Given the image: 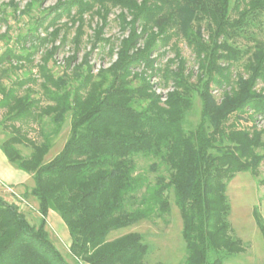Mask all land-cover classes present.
I'll use <instances>...</instances> for the list:
<instances>
[{
    "label": "trees",
    "instance_id": "obj_1",
    "mask_svg": "<svg viewBox=\"0 0 264 264\" xmlns=\"http://www.w3.org/2000/svg\"><path fill=\"white\" fill-rule=\"evenodd\" d=\"M113 8L120 10L117 19L128 35L120 40L116 60L94 74L89 61L95 50L111 45L104 35ZM45 11L37 26L53 31L26 39L52 44L39 67L48 104L41 107L42 100L30 93L18 95L17 88L35 79L19 80L11 87L0 82V110H6L13 131L0 149L12 165L32 176L34 187L26 195L38 199L41 218L38 226L32 225L16 203L0 195V264H70L49 238L50 211L67 226L69 250L78 263L147 264L149 246L141 234L114 240L108 236L169 213L170 192L182 219L185 264H226L244 253L243 241L233 235L226 192L239 173L257 177L264 161V153L257 152L264 148V129L241 128L244 122L264 120V89L258 88L264 82V40L254 39L246 75L236 82L231 70L245 54L233 42L252 27L264 32V0H59ZM89 14L100 21L95 41L81 64L71 69ZM64 16L78 23L75 50L66 59L73 78L67 73L56 77L49 68L67 41L64 37L55 45L61 33L56 24ZM174 38H183L192 49L196 74L188 70L178 43L171 46L174 58L160 64L159 57ZM14 58L23 60L7 53L0 57V66ZM153 77L159 79L157 86L171 83L173 90L165 97L156 93ZM214 88L222 91L220 100ZM194 93L201 101V118L188 131L185 113L193 107ZM68 116L70 136L46 161L52 137ZM44 117L55 128L38 144L23 127ZM19 145L31 147V153L24 156ZM137 156L159 159L169 177L160 176L147 186L137 173ZM253 218L264 241L258 206Z\"/></svg>",
    "mask_w": 264,
    "mask_h": 264
},
{
    "label": "rangeland",
    "instance_id": "obj_2",
    "mask_svg": "<svg viewBox=\"0 0 264 264\" xmlns=\"http://www.w3.org/2000/svg\"><path fill=\"white\" fill-rule=\"evenodd\" d=\"M59 0H0V57L7 53L14 54L21 57L23 60L13 59L11 61H3L0 66V82L8 87L19 80H26L28 78L35 79L36 82H28L23 87L17 88L19 96H24L30 93L33 98L41 99V107L48 104L43 99L41 83L43 78L39 72V67L42 64V57L46 51L50 50L52 44L41 46L36 43L35 38L26 39L27 35L35 34L39 37H46L49 32L45 29L38 28L37 22L41 20L45 14V10L53 7ZM31 7L29 8V6ZM74 11L73 14H75ZM120 10L113 8L109 15V24L105 29V38L111 39V45L104 49L95 50L90 58L89 64L96 74L100 69L107 68L113 63L116 58V52L120 44V40L128 35L123 32L117 19ZM84 35L82 38V45L75 63L71 64V69L75 65L81 64L86 52L91 50L92 43L95 41L94 29L99 21L96 15L85 16ZM61 28L59 38L55 42L58 46L63 41L64 37L67 41L61 45L60 50L54 57L53 61L49 63L50 70L56 77L63 76L65 73L73 78L72 70L66 66V59L74 53L75 45L74 38L78 23L73 24L70 17L64 16L57 24ZM24 38L26 40H24ZM264 40V32L256 27H252L249 32L245 33L240 38H237L233 44L241 48L245 54L243 59L235 63L232 67L233 80L236 82L240 76H245V66L247 59L250 56L248 52L254 51L255 40ZM178 43L181 48L184 58L187 60L188 70L194 72L198 71V64L196 62L192 49L188 47L183 38H174L170 46L163 51V56L159 57V62L162 65L174 58V53L171 46ZM110 48L114 51L111 54ZM161 51V52H163ZM159 54H162V53ZM157 56V53L155 54ZM30 58V60L27 58ZM174 68V67H173ZM194 80V79H193ZM76 85V81L72 80ZM151 82L157 86L159 79L157 77L151 78ZM136 83V82H135ZM172 84L167 86H157L156 93L163 97L172 91ZM259 89H264V82H260ZM213 93L217 100H220L222 91L218 88L213 89ZM164 102L165 99H162ZM40 111V110H39ZM6 110H0V143L6 140L13 131L11 123L6 121ZM201 118V101L197 94H193V107L185 113L184 127L186 130H193L197 127ZM43 121L29 120L25 124L23 130L27 132L28 137L34 140L35 143L40 144L44 140V133H50L54 128L51 119L44 117ZM70 116L66 121L59 134L52 137L53 148L46 156V161L54 158L63 148L66 140L70 136ZM18 125V124H17ZM257 128L264 129V120L258 119L256 121L244 122L241 128ZM24 156H28L32 149L26 145H19ZM258 153L263 154L264 148L257 150ZM137 173L145 181L147 186H152L156 183L158 177H169V171L165 164L157 158H147L144 156H137ZM11 198L8 202L16 203L21 211L26 215L29 222L38 226L40 221V213L37 206L33 204L28 197L24 196L22 192L8 191ZM226 195L231 205V214L229 220L233 227V235L241 239L245 245V252L238 253L234 257L228 259L226 264H264V241L263 237L256 226L253 218V209L258 206L264 218V161L259 167V174L257 177L251 173H239L234 179L227 184ZM35 198V197H34ZM36 199V198H35ZM37 204L39 206V201ZM170 211L163 217H154L151 220H142L131 227L117 230L108 236V240H114L125 234L136 232L143 236V241L149 246L148 254L145 257L147 264H185L187 258L186 244L182 237V219L180 211L175 204L173 192L169 194ZM131 208V206H128ZM47 230L49 238L52 243L61 252L63 257L70 264H84L78 263L75 257L69 250L70 235L67 226L61 219L58 213L50 211L47 219Z\"/></svg>",
    "mask_w": 264,
    "mask_h": 264
},
{
    "label": "crops",
    "instance_id": "obj_3",
    "mask_svg": "<svg viewBox=\"0 0 264 264\" xmlns=\"http://www.w3.org/2000/svg\"><path fill=\"white\" fill-rule=\"evenodd\" d=\"M33 187L32 176L12 165L0 149V195L7 200L11 198L8 191H23L24 196L27 197V191ZM28 199L39 209L37 200L33 196H29Z\"/></svg>",
    "mask_w": 264,
    "mask_h": 264
}]
</instances>
